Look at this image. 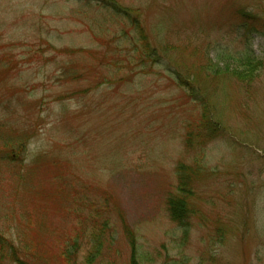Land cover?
Here are the masks:
<instances>
[{
    "label": "rangeland",
    "instance_id": "1",
    "mask_svg": "<svg viewBox=\"0 0 264 264\" xmlns=\"http://www.w3.org/2000/svg\"><path fill=\"white\" fill-rule=\"evenodd\" d=\"M137 20L160 56L115 76ZM0 231L55 264H264V0H0Z\"/></svg>",
    "mask_w": 264,
    "mask_h": 264
},
{
    "label": "trees",
    "instance_id": "2",
    "mask_svg": "<svg viewBox=\"0 0 264 264\" xmlns=\"http://www.w3.org/2000/svg\"><path fill=\"white\" fill-rule=\"evenodd\" d=\"M109 6H110V4H109ZM118 12L124 18L131 16V13L130 14L125 13L123 11H118ZM139 22L140 21L137 20L134 28H135V30H138V28H139L140 37L133 42V45L135 46L134 50L138 51V53H139V55L137 56L138 60L136 59V61L139 63L135 62L134 56H128V62L126 65H125V63H123L122 65H119V60H118L116 62L117 64H116L115 76L117 75L118 72H120L122 70H127L128 65L132 66L134 64V65L144 67L148 63H150V61H155L154 57L160 56V54H158L159 50H157L156 48H153V45H151L150 39L144 30V26H142V24H140ZM122 36L128 40L133 41L132 39H129V35L127 34V32L125 30H124V33ZM131 38L135 39L134 36ZM91 51L92 50H88V49L86 50V49H82V48L79 50L78 49L69 50L70 53H86V52H91ZM249 54H250V51L246 52L243 55H238V56H233V57L239 61H243L244 66H250L253 64H252L251 59L247 58L249 56ZM257 63H258V65H261L262 61H258ZM250 67H254V66H250ZM178 76L180 77V80L182 81L183 79H181L180 74ZM110 78L114 79L113 76ZM243 80H245V79H242V82H243ZM107 81L110 82L111 80L108 79ZM183 81H182L181 85H187L190 87V90L195 91V85L192 86L186 80H183ZM209 115H210V113H208V112L204 113L202 123H199V124L195 123L194 125L191 121H189L187 123V125H186V131H187L186 142H187V144L192 145L194 140L197 138L198 135H196V132H197L196 129L199 130V128H200L201 133L207 132V134L211 133V135H212L211 130L214 129V127H216V125L213 124V122H212L213 120L211 118V115L210 116ZM18 137H21V139H23V142L20 141V142L14 144V146H12V149H14L13 152H15L16 154H18L21 150H24L27 146L26 139L22 135L21 136L19 135ZM9 159L12 161H16V159H13L12 156H10ZM35 164H33V165H35ZM179 170H181V169H179ZM180 174L183 177L182 179H180V184H181L180 190L182 191V194L179 196L173 195L168 200V204H169V211L171 213L172 218L177 222L183 223L185 221V217H186V212H187L186 204L188 202L189 197L184 193L187 190V188H186L187 176L181 172H180ZM108 224H109V222L101 223L99 230L95 231L93 233V235H94V237H93L94 242L92 244L93 249L90 253L91 256H93V258L95 257L93 254L95 250H97V252H99L100 254L102 253V249H103L102 246L105 244V240H104V236L106 233L105 231H106V227ZM125 228H126V226H125ZM126 230H127L128 235L130 237L132 245L135 246L136 238H135L134 232L128 231L127 228H126ZM93 231H94V229H93ZM98 232L100 233V236L98 235ZM19 237L20 238L18 239V241H20V243H22L23 240H21V234L19 235ZM18 241L13 239V238H9L3 232L0 231V264H4V262H5L4 255H6V254H8L11 261L16 263V264H55V263L46 262L44 259H42L41 255L33 254L32 250H29V247L27 246V244L22 243L20 245L19 244L17 245ZM73 243H74L75 247L78 245V241H73ZM70 253H71V251L69 249L67 250L64 248L60 252V254H59L60 258L63 259V261H64L63 264H72V262L75 261L72 258V255H69ZM131 263L132 264H140L139 260H137V258H136V251L133 253Z\"/></svg>",
    "mask_w": 264,
    "mask_h": 264
}]
</instances>
